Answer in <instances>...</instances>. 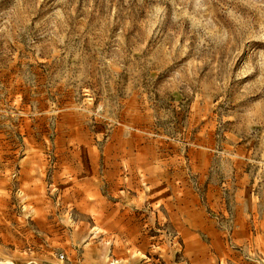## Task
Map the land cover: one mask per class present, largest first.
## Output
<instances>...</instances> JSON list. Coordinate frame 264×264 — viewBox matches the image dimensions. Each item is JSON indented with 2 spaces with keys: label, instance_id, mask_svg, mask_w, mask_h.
I'll return each instance as SVG.
<instances>
[{
  "label": "rangeland",
  "instance_id": "374dc122",
  "mask_svg": "<svg viewBox=\"0 0 264 264\" xmlns=\"http://www.w3.org/2000/svg\"><path fill=\"white\" fill-rule=\"evenodd\" d=\"M0 264H264V0H0Z\"/></svg>",
  "mask_w": 264,
  "mask_h": 264
}]
</instances>
